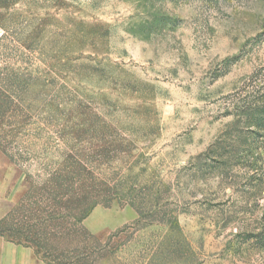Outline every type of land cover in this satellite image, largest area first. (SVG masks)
Returning <instances> with one entry per match:
<instances>
[{
	"label": "rangeland",
	"instance_id": "1",
	"mask_svg": "<svg viewBox=\"0 0 264 264\" xmlns=\"http://www.w3.org/2000/svg\"><path fill=\"white\" fill-rule=\"evenodd\" d=\"M263 99L264 0H0V228L52 264H264Z\"/></svg>",
	"mask_w": 264,
	"mask_h": 264
},
{
	"label": "trees",
	"instance_id": "2",
	"mask_svg": "<svg viewBox=\"0 0 264 264\" xmlns=\"http://www.w3.org/2000/svg\"><path fill=\"white\" fill-rule=\"evenodd\" d=\"M262 103L256 104L251 103V105L247 106L246 102L242 103V117L246 116L248 118V124L249 128L248 130H251L252 133L255 135V139L259 141L260 143L255 147L252 146L251 150H253V157L258 158H264V99L261 101ZM261 140V141H260ZM130 204L134 206L139 214L140 219H148L150 218V212L146 210L144 207H141L138 205L134 200L130 201ZM93 210V208H91ZM88 211L83 216V219L89 216L91 211ZM167 222L171 224L172 226H175L177 224V220L174 217H169L167 219ZM3 232H7V230L2 229ZM9 237L13 238L14 240L22 243L20 240L15 239L13 235H11L9 232H7ZM255 238H257V244L258 246L264 248V233H257L254 235Z\"/></svg>",
	"mask_w": 264,
	"mask_h": 264
},
{
	"label": "crops",
	"instance_id": "3",
	"mask_svg": "<svg viewBox=\"0 0 264 264\" xmlns=\"http://www.w3.org/2000/svg\"><path fill=\"white\" fill-rule=\"evenodd\" d=\"M2 199L0 198V203ZM8 203L12 201L7 199ZM98 208H94V210L89 214L88 217L85 218V224L96 230L90 224V218L95 213ZM3 220V217L0 218V221ZM3 228H0V264H52L36 255L34 250L20 243L13 238L9 237L7 232L2 231Z\"/></svg>",
	"mask_w": 264,
	"mask_h": 264
}]
</instances>
